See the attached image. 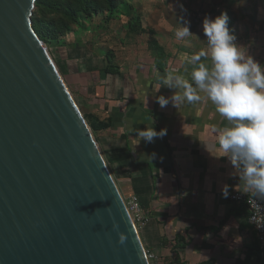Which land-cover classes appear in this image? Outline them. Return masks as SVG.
Returning a JSON list of instances; mask_svg holds the SVG:
<instances>
[{"label":"crops","instance_id":"crops-1","mask_svg":"<svg viewBox=\"0 0 264 264\" xmlns=\"http://www.w3.org/2000/svg\"><path fill=\"white\" fill-rule=\"evenodd\" d=\"M221 2L215 6L207 0L203 8H194L192 35L183 40L169 36L171 54L156 51L158 54L128 60H119L114 54L112 70L105 50L70 49L71 45L54 41L49 46L65 84L82 103V116L121 196L139 198L148 220L139 232L140 241L145 250L158 256L160 264H264V248L249 224L247 207L222 197L225 184L229 194L252 196L244 191L239 170L218 145L226 119L202 92L197 93L199 101H185L178 107L170 102L161 108L156 102L159 95L170 98L183 91L161 84L168 73L190 81V58L207 51L203 19L231 13L237 0L233 5L230 0ZM261 10L259 7L258 12ZM249 14L245 9L243 15L251 17ZM196 15L204 17L198 26L194 24ZM229 29L233 32L234 28ZM196 31L202 35L198 41ZM235 36L238 45L247 44L250 28L239 27ZM149 43H145L147 51L153 50ZM250 43L255 50L247 54L264 64L260 53L264 42ZM146 126L157 131L166 128L167 134L154 143L139 142L136 131ZM153 152L156 158L151 160Z\"/></svg>","mask_w":264,"mask_h":264},{"label":"water","instance_id":"water-1","mask_svg":"<svg viewBox=\"0 0 264 264\" xmlns=\"http://www.w3.org/2000/svg\"><path fill=\"white\" fill-rule=\"evenodd\" d=\"M36 1L0 0V264H148Z\"/></svg>","mask_w":264,"mask_h":264},{"label":"clouds","instance_id":"clouds-1","mask_svg":"<svg viewBox=\"0 0 264 264\" xmlns=\"http://www.w3.org/2000/svg\"><path fill=\"white\" fill-rule=\"evenodd\" d=\"M228 21L226 12L215 18L205 16L202 24L207 51L202 50L190 58V81L181 74L168 73L166 78H161V84L183 91L170 98L159 95L156 102L161 108L170 102L178 107L185 101H199L201 96L197 93H204L227 121L218 135V145L224 156L239 170L244 191H250L256 199H264V65L241 50L243 47L236 43ZM179 23L180 28L175 32L177 39L192 35L189 21ZM136 133L139 142L154 143L156 138L162 139L167 134V129L157 131L153 126H146ZM149 157L155 159L156 153ZM221 193L223 198L228 197L227 184L222 186ZM261 226L264 224L257 225ZM118 235L119 243L123 244L126 235L123 232ZM238 238L240 242L242 238Z\"/></svg>","mask_w":264,"mask_h":264},{"label":"rangeland","instance_id":"rangeland-1","mask_svg":"<svg viewBox=\"0 0 264 264\" xmlns=\"http://www.w3.org/2000/svg\"><path fill=\"white\" fill-rule=\"evenodd\" d=\"M53 1L57 0H49V2ZM211 1L215 6L222 5V0ZM132 2V6L136 9L135 17L137 18V22H140V26L133 28L134 33L133 30H130L129 25V19L132 18L131 16L122 15L118 21H106L105 14H102L101 16L97 15L94 18L92 17L89 20L82 18L81 20L74 21L75 23L73 24L69 23L68 29H66L64 33L61 34L62 36L54 42L67 43L71 45L70 49L85 48L87 51L108 50L111 55H117L119 60H128L141 56L148 57L150 56L149 54L154 55L158 50L152 47L153 50L149 49L150 51H147L146 44H148L149 41H154L163 45L160 46V52L166 50L168 54H171L172 48L168 38L170 36L177 40L175 36L176 31L173 32V30L175 28H180L179 22L183 23V20L191 22L193 19L192 11L196 8H203L207 4V0H132ZM234 2L235 1L231 4L233 5ZM45 4L48 5L47 3ZM181 5H183V8H181ZM239 7H241V9H239ZM259 7L263 9V11L261 10L258 12ZM232 9L234 10H230L231 13L229 12L227 15L229 17V27L234 28L233 33L235 34L236 32V34H238L239 27L243 28L247 26L250 28V41L247 44H241L243 47L241 50L247 54L249 51L255 50L253 48L255 47L254 43L250 42H255L257 40H262V42H264V0H244L243 3H241V0H237L236 5ZM245 9L250 10L249 15L252 18L243 15ZM261 12L263 14H261ZM59 18L63 23L66 22L64 14L59 15ZM181 18H183V20H181ZM202 18L204 17L196 15L194 24L198 26ZM49 25L48 21L44 22V26L48 32H50ZM141 30L144 31L142 32ZM242 32L243 30L239 32V35H242ZM200 36H202L201 33L196 31L195 37L197 41ZM49 40V38L44 40L48 51H50L49 46L51 43ZM256 51H259V48ZM135 52H137V54ZM262 52L264 55V44L261 45L260 53ZM72 96L80 113L83 114V110L81 109L82 103L79 101L80 99L74 94H72Z\"/></svg>","mask_w":264,"mask_h":264},{"label":"trees","instance_id":"trees-1","mask_svg":"<svg viewBox=\"0 0 264 264\" xmlns=\"http://www.w3.org/2000/svg\"><path fill=\"white\" fill-rule=\"evenodd\" d=\"M233 1L235 0H230L231 3ZM132 3V0H57L53 2H49V0H37L32 15V28L43 42L48 38L52 42V40L57 41L62 36L61 34L68 29L69 23L73 24L75 23L74 21L81 20L82 18L89 20L97 15L101 16L105 14L106 21H118L122 15L131 16L129 25L130 30H133L134 27L140 26V22H137V18L135 17L136 9L132 6ZM61 14H64L66 17L65 23L59 18ZM46 21L50 24V32L44 26V22ZM141 31L143 32L144 30ZM149 44L150 48L154 47V49L160 52V46L157 42L151 41ZM105 56L107 57L108 69L112 70L111 64L114 55L105 50Z\"/></svg>","mask_w":264,"mask_h":264},{"label":"built area","instance_id":"built-area-1","mask_svg":"<svg viewBox=\"0 0 264 264\" xmlns=\"http://www.w3.org/2000/svg\"><path fill=\"white\" fill-rule=\"evenodd\" d=\"M226 199L247 207L249 224L256 231L259 245L264 248V226L257 227V225L264 224V199H256L242 192L230 193ZM124 203L135 229L139 233L146 227L148 221L140 200L137 196H131L127 200L124 199ZM145 256L148 264H160L159 258L154 252L145 250Z\"/></svg>","mask_w":264,"mask_h":264}]
</instances>
